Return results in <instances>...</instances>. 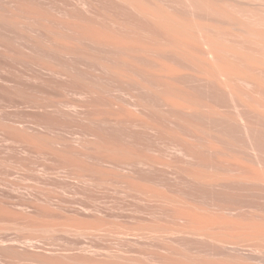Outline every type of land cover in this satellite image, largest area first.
<instances>
[{"label":"bare ground","instance_id":"6f19581e","mask_svg":"<svg viewBox=\"0 0 264 264\" xmlns=\"http://www.w3.org/2000/svg\"><path fill=\"white\" fill-rule=\"evenodd\" d=\"M15 2L17 142L97 165L92 264H264V0Z\"/></svg>","mask_w":264,"mask_h":264},{"label":"rangeland","instance_id":"374dc122","mask_svg":"<svg viewBox=\"0 0 264 264\" xmlns=\"http://www.w3.org/2000/svg\"><path fill=\"white\" fill-rule=\"evenodd\" d=\"M39 1L41 10L42 3L47 2L45 13L71 8L68 0ZM14 3L0 0V17L13 20L19 13ZM9 23L0 25V248L20 246L21 255L0 251V264H92L91 237H79L78 232L89 234L93 230L89 210L94 207L97 189L80 175L90 174L97 165L65 150H55L57 146L43 140L34 139L31 150L18 145L15 128L18 123H34L36 110L28 102L29 91H23L20 102L14 87L20 78L25 87L37 83L30 77L34 68L14 52L17 43ZM78 134L74 127L57 130L50 138L64 144ZM158 155L152 153L153 157Z\"/></svg>","mask_w":264,"mask_h":264}]
</instances>
